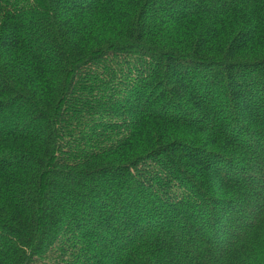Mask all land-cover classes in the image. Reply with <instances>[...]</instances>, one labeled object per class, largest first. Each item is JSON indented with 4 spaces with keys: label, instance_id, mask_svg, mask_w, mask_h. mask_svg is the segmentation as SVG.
Instances as JSON below:
<instances>
[{
    "label": "trees",
    "instance_id": "obj_1",
    "mask_svg": "<svg viewBox=\"0 0 264 264\" xmlns=\"http://www.w3.org/2000/svg\"><path fill=\"white\" fill-rule=\"evenodd\" d=\"M0 264H264V0H0Z\"/></svg>",
    "mask_w": 264,
    "mask_h": 264
},
{
    "label": "rangeland",
    "instance_id": "obj_2",
    "mask_svg": "<svg viewBox=\"0 0 264 264\" xmlns=\"http://www.w3.org/2000/svg\"><path fill=\"white\" fill-rule=\"evenodd\" d=\"M232 220V219H231Z\"/></svg>",
    "mask_w": 264,
    "mask_h": 264
}]
</instances>
